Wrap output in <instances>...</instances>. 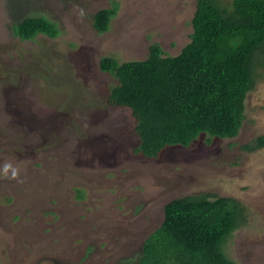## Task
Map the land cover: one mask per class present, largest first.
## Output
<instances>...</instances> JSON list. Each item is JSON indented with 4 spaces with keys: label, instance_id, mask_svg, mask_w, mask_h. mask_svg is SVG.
Segmentation results:
<instances>
[{
    "label": "rangeland",
    "instance_id": "obj_1",
    "mask_svg": "<svg viewBox=\"0 0 264 264\" xmlns=\"http://www.w3.org/2000/svg\"><path fill=\"white\" fill-rule=\"evenodd\" d=\"M113 4L98 32L93 14ZM194 9L195 0H0V264H121L168 201L195 193L244 206L224 251L264 264V145L247 148L264 135V71L235 137L202 134L157 157L134 152L130 112L106 101L116 79L100 58L143 59L153 42L178 53ZM25 15L47 16L59 33L16 37L11 24Z\"/></svg>",
    "mask_w": 264,
    "mask_h": 264
},
{
    "label": "trees",
    "instance_id": "obj_2",
    "mask_svg": "<svg viewBox=\"0 0 264 264\" xmlns=\"http://www.w3.org/2000/svg\"><path fill=\"white\" fill-rule=\"evenodd\" d=\"M116 8L95 11L92 26L106 31ZM11 31L22 40L59 33L45 15H25L12 22ZM99 67L116 79L108 105L127 109L133 118L135 153L157 157L168 146H193L202 134L207 143L233 138L245 119L246 95L264 71V0H195L189 40L178 53L165 54L153 42L143 59L106 55ZM263 145L260 135L247 148ZM244 221L245 208L232 197L174 198L136 258L121 264H240L224 246Z\"/></svg>",
    "mask_w": 264,
    "mask_h": 264
},
{
    "label": "clouds",
    "instance_id": "obj_3",
    "mask_svg": "<svg viewBox=\"0 0 264 264\" xmlns=\"http://www.w3.org/2000/svg\"><path fill=\"white\" fill-rule=\"evenodd\" d=\"M11 166L10 165H6L5 168H4V172H3V175L6 177L8 175V170ZM17 176V172L16 171H13L12 172V177L15 178Z\"/></svg>",
    "mask_w": 264,
    "mask_h": 264
}]
</instances>
